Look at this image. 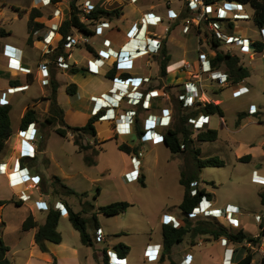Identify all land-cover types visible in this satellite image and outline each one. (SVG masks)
Wrapping results in <instances>:
<instances>
[{"label":"rangeland","instance_id":"rangeland-1","mask_svg":"<svg viewBox=\"0 0 264 264\" xmlns=\"http://www.w3.org/2000/svg\"><path fill=\"white\" fill-rule=\"evenodd\" d=\"M85 1L81 0L78 2L81 11ZM91 1L95 6L100 3V6L108 10L116 9L120 11L121 15L123 8L128 4L129 0ZM3 2L5 1L0 0V27H2L3 22H5V24H7L4 26L6 28L5 30L11 31V36L8 39H0V49L5 42H10L11 45H14L12 47L15 48H19V46L26 47V56H28L33 63L37 62L41 52L45 53L48 47L51 50L50 54L46 53V58L49 60V63L45 65L40 64L37 67V74L39 73L41 75V82L45 87V93L42 94L43 87L35 83L30 90L24 93L21 91V93H19L18 91V94L14 95L10 99V102L7 103H5V101H7V94L2 92L0 94V104L10 105L11 103L13 107L11 112L13 131L17 132V130H19V134L22 132L19 128L21 123L20 116L26 106H33L34 103L38 105V116L41 121L45 119L50 109V101L47 100V98L51 95V84L53 80L59 85L57 100L59 106L64 110L66 124L72 127L85 126L89 118L79 115L67 107L65 102L67 93L64 87L66 83L61 80L60 76L57 74L60 70H67L71 73L72 68L77 67L74 61H78L79 63L84 61V57L87 56V50L85 48V44H87V41H85L86 38L90 39L97 48H100L104 46V38L109 31L99 30L96 36L92 38L84 36L79 31H73L71 36L74 38L75 43L69 49H66L64 45V53L68 54V56L64 55L65 59H69L72 53L73 59L71 60L72 63L66 60L70 68L64 69L58 66L59 58L55 59L54 55L56 48H58L59 41L62 39L59 33L60 27L65 20L70 18V4L72 0H63L61 3L50 7L41 6V9L37 8L39 7V3H42L41 0H6L7 4ZM32 3L34 7L31 6ZM63 5L66 6L64 13L61 10ZM33 9H39L40 11L44 10V12H42L43 17L39 19V21L43 22L44 27L32 33L34 37L48 34L52 25H54L56 21L58 23V31L56 32L52 44L46 46L47 48L43 46L41 50L30 46L28 47L29 16ZM247 9L249 12L253 11L250 6H248ZM3 10L7 16L2 15ZM56 10H59L60 13L55 16ZM130 10L128 6L126 8V14H128V16ZM68 12L69 15L67 16ZM166 12L170 17L177 15L175 9L168 7L166 8ZM18 14L20 17L15 18ZM56 18H58V20ZM177 22L178 21H176V23ZM96 25L97 24H92L91 28L95 29ZM235 26L238 31L242 30L241 32L246 40L264 44V28L258 27L253 20L237 22ZM177 27L178 30L182 29L181 24H178ZM194 30L197 31L196 29ZM201 36L205 37V31L202 32ZM171 37L175 38L176 42L179 41L184 49L190 51V57H198L196 52L197 39L194 35L188 36L187 39H179L175 37V33L172 32ZM122 38L123 34L116 37V39L120 40ZM233 49V53L240 58V63L251 71V77L245 83L250 90L245 94H241L238 89L239 83L234 84L232 80H230L231 82L225 87L216 83L218 87L223 88L222 91L221 89L218 91L216 101L220 103L226 114V121L224 122L219 117L212 118L211 126L217 127L219 130V139L215 142L200 143L195 138L189 150L182 154H173L166 147L165 140L154 145L156 149H151V145L147 140L144 142L140 140L139 142L141 145L139 147H143H141L142 155L140 159L143 164V173H145L146 176L145 186L141 184V180L134 183H124L121 173L126 165V158L114 148L113 144L106 148L108 152L105 157L106 160H99L98 155L96 164L89 165L85 159V153L75 151L74 141L70 142L67 139V137L72 134L64 138L56 133V128H62L63 125L58 124L56 128L49 127L45 129L43 141L39 139L40 130L38 131L39 126L37 127V138L36 141H34L35 147H30V144H26V150L21 154L19 153V157L20 161L23 156H35L37 159L38 154L46 150L45 156L39 155L41 159L45 158L43 160L44 165L40 167V171L41 173H48L51 180L46 183L44 182V184L42 183L43 185L40 184V187L44 192L50 195L52 204L57 200H66L76 212L83 213L86 217L92 216L100 207L115 202L127 201L131 204L128 211L121 215L110 217L104 214H98L100 231L104 236V241L99 239L98 231L89 225L88 232L94 239V245L91 247L84 246L81 243L80 234L71 224L68 211L66 209L62 210L59 231L63 236L64 246L56 248L61 256H68L69 259L65 258V261L58 262L54 256L57 264H98L102 260L101 254L104 250L109 252L114 251V247L120 243L130 247V253L126 264H169V260L163 263L160 262L163 253L162 224L167 223L168 220L171 221V219L175 217L172 215L181 214L179 206L184 197V187L181 185L180 179L183 173L188 175L199 172V186L208 189L214 194V199L217 203L213 207H224L226 209L229 203L239 205L242 209V211H240V216L244 221V229H248L247 232L252 236H255L253 233L257 231L258 235L260 234L261 224L264 228V204L262 202L264 181L255 180L253 172L258 171L261 175H264V64L262 66L261 54H256V59L250 61V55L240 52V47L235 46ZM9 50V52H16L13 48H9ZM202 51L205 52L204 49H202ZM224 52H228V49L224 48ZM182 58V54L178 55V53L174 52L173 61L169 70H174L179 64V59ZM120 64H124L123 61H121ZM17 79L15 78V80ZM97 82L96 80L92 81L88 89L91 91L96 90V86L98 85ZM242 83L243 81L240 82V84ZM68 86L69 85H67V87ZM199 109L197 105L192 108H184L182 105L180 113L181 116H183L189 113L192 114ZM251 109H255L257 112L253 114L251 113ZM176 110L178 111L177 108ZM188 125L187 123V128ZM208 128L209 127L206 125L204 130ZM98 129L103 133L100 135L101 137H107L110 133L106 134L103 132V130L106 129L100 124L98 125ZM188 129L194 132V134H198L200 131L194 130L193 127L192 129ZM195 131L198 132L195 133ZM118 142L119 148V145L124 142H121V138L118 139ZM96 148L101 152L100 145ZM197 150L200 151L199 157L201 159L218 157L225 162V166L206 167L199 171L195 160ZM248 155L251 157L249 160L241 161ZM108 166H110V168H107ZM67 175H70L72 179L65 180ZM3 178V176H0V182ZM55 178L61 180V183H56V186L54 183ZM62 184L74 190L76 194L67 193L66 189H63ZM0 187L1 197L10 193L6 187ZM54 188H56L60 194H56ZM22 189H24V187L16 188L14 191H20ZM36 191L37 190L32 189L33 194L37 193ZM84 193L87 194L86 197L82 195ZM31 203L30 201L25 205H30ZM203 205L205 206L207 203L204 202ZM25 213V207H16L13 204L7 207L3 213L4 225H6V228L2 225L3 221L1 222L0 220V233H2L3 228L6 229L3 233L4 240L9 245H12L14 249L18 250L16 252L12 251L9 254L8 257L11 264H24L23 261L29 255V249L27 248L28 244L25 242L22 246L19 242H15L14 239L16 236L18 237L22 231L21 221ZM220 214H222V212L217 213V215L214 214L209 216L208 214L205 215L195 212L192 215V220L196 222L207 218L214 219V221L228 228L236 230L241 229L239 227V221L236 226L230 225L227 218L223 215L220 216ZM38 217L43 219L41 216ZM183 217L184 216H182V219ZM259 218H261L260 222ZM202 238L198 239V244L196 246H192L190 237L187 236L185 242L180 244L173 253V256H171L172 259L177 264H216V260H210L213 258L212 256H210V259L208 258V253L214 255V251L210 252V250L214 248L215 243L210 244L208 241L212 239L208 240L206 238L207 240H203ZM233 244L230 245L232 246L231 254L228 249L225 250L224 260L226 262H223V264H227V261H230V264H235L233 261L236 252L239 250V245ZM249 248L250 249L246 251L245 246L242 248V252H245L244 254L250 252L254 255V263L252 262V264H262V258L264 256V237L261 246L250 245ZM71 249H77V256ZM54 259L53 262L49 264H56ZM33 264L47 263H41L35 259Z\"/></svg>","mask_w":264,"mask_h":264},{"label":"crops","instance_id":"crops-1","mask_svg":"<svg viewBox=\"0 0 264 264\" xmlns=\"http://www.w3.org/2000/svg\"><path fill=\"white\" fill-rule=\"evenodd\" d=\"M4 1L5 2H3V3L7 4L6 0H4ZM180 1H181V3H180ZM167 2H168V0H137V1L129 0L128 4L123 8L122 14L120 17L116 18L115 20H111V21L102 20V21L109 22V28L104 27L105 29H102V30H106L107 32L109 31L105 36L107 39L111 40L112 50L120 52V50L123 49V51H127V52L131 53L130 54L131 61L126 60L124 64L118 65L119 72H121V73L127 72L131 76V78L128 79L129 84L142 85L139 89L133 88V87H131L129 89L126 88L127 90L124 93H126V92L131 93V92H136V91L143 92L145 94L144 95L145 99H146L145 101H150L151 108H149V110L143 109L141 106H134L133 104H131V102L128 100V98H125L124 96H122L123 94H121V93L119 95L111 94V90L114 86L113 80H115V79L109 78L108 73L116 64V60L114 58H110V59L105 58L103 55L107 54V52H106L107 48L105 46L97 48V46L94 43H92L90 41V39H87V44L92 46L95 54H92L89 51H87V56L84 57V61L82 63H79L78 61H74V63H76L75 65L78 68H81V69L85 68V70H81L77 74H72L67 70H64V71L60 70V71H58L59 73L57 74L58 76H60V79L66 83V84H64L66 93H67V89H66L67 85H70V84H76L77 85V87H78L77 93H75L73 95L67 93L65 102H66L67 107L70 110L74 111L75 113H77L79 115L87 116L90 119L93 116L92 110L94 107V103H93L92 99L93 98L101 99L103 95L107 96V98L109 99V100L108 99L107 100L112 105L108 104L111 106V109H109V111L107 113V119L100 120L97 123V131H98L97 139L99 140L98 145H100V147H101V149H100L101 152L99 154V160H102V159L106 160L105 157H106V154L108 153L106 151V148H108L111 144H113L114 148L126 158V165L123 169V172L121 173V176L123 177L124 183H131V181L128 178V174L130 171H132L134 169L133 162H132L133 155L130 156V155L122 152L121 150H119L118 139L121 138V142H129L128 144L131 145L132 147H135V146L139 147L141 144L139 142V139H137V137H136V130L139 129L143 135L144 134V128L147 125H149V123H147V119H149L150 117L154 120H158L160 118L161 121H163V117H167V116L171 117V124L169 127L166 128V127L160 126L159 128H157V131L159 133H161L162 135H164L170 129L171 130L172 129H178L180 127L179 114H178V111L176 110L173 102L178 101V97L186 92V86L188 84L193 83V82L197 83V79L194 78L193 76H199L198 79L201 78L202 81L204 82L203 91L200 93L201 101L198 103L197 106L200 108L201 107L200 105H205L208 103H214V104H217L221 107L220 103L218 101H216V96H217L218 91L220 89L222 91L223 88L218 87V85L215 82H212L210 79H208L207 74H201V72H200L199 51H198L199 46H200V40H199L200 37L198 35L199 32L197 33V31L193 30L189 34H184L182 32V30H178L177 26H178V24H182L181 19L184 16L185 11H186L184 1L183 0H171V4L169 6L167 5ZM31 6L34 7V4L32 3ZM128 6L131 9L129 16H128V14H126V8ZM56 7H58V6H56ZM167 7L171 8V9H175V11L177 12V15L170 17L169 14L166 12ZM61 10L64 13V11L66 10V6L63 5L61 7ZM42 12H44V10H42ZM250 13H254V11H252V12L250 11ZM146 14H150V15H153L156 17H160L161 20L163 21V23L158 24L156 26L148 25V23L145 20ZM2 15H5L4 10L2 12ZM68 15H69V12H68L67 16ZM5 16H7V15H5ZM24 16H27V15H24ZM177 16H180L181 19L178 20V22L176 23L177 19H173V18L177 17ZM18 17H20L19 14L17 16H15V18H18ZM21 17H23V16H21ZM5 25H7V24H5V22H3L2 27L4 29H6L4 27ZM169 25H172L173 28H172V31L170 33H167L166 27H168ZM137 27H138V31H139V36L135 37V34L134 35H132V34L135 31L134 29ZM113 28L116 30H114ZM46 30H47V28H46ZM241 31L242 30L238 31V29L236 27L234 33H235V35L244 38V35ZM8 32H11V31L8 30ZM172 32H174L175 37H177L179 39H181V38L187 39L188 36L194 35L197 39L196 52H197L198 57L197 58H194L193 56L190 57L189 56L190 51L187 49H184L179 41L176 42L175 38L171 37ZM121 34H123V38L121 40L116 39V37L120 36ZM46 35L47 34H44L42 36H36V37H34L32 35V43L28 42V47L30 46L32 48L41 50V48L44 46L43 39L46 37ZM10 36L5 37V38H1V39L2 40L8 39ZM29 36H30V33H29ZM150 38H153V39L160 41V43L162 44V47L165 46L167 51H168V54L171 56V61L167 67V74L165 76H162L160 73V65H159L160 53L159 54H147V55H145V54L136 55V53H134L139 46H145V44L147 43V40ZM201 39L204 42L206 41L205 37H202ZM5 45L9 46L11 48H15V47H12L14 45H11L10 42H5L2 46V48L0 49V72H1L0 94H1V92L7 94V101H5V103L10 102V99L14 95L18 94V93L10 94L8 92V90L12 87H27L26 88L27 90L24 89L23 91H21L22 93H24V92L30 90L33 84L38 83L40 86L43 87L42 94L45 93V87L41 82V75L39 73H38L39 75L37 74V67L40 64L45 65V64L49 63V60L46 58V54L41 52L40 53L41 55L39 56L37 62L33 63L30 61L28 56H26V50H27L26 47L25 48L21 47V46H19V48L16 47L15 49H19L21 52L20 55L23 56V60L21 63V67H23V70H17L15 68H12L11 66H9V63H10L9 59L6 56H4V52L6 50ZM224 48H225L224 46L221 47L222 50H224ZM202 49L205 50V53L208 56H210V55L215 56V54H216V52L214 51V49H212V46L210 45L209 42L204 43ZM140 50H143V47H141ZM174 52L178 53V55L182 54L183 58L179 59L180 60L179 64L175 67L174 70L170 71L169 67L172 64ZM9 53L15 54V52H9ZM257 54L263 55L264 51L258 52ZM246 55H248V54H246ZM94 57H102L104 60H106V61H104V65L102 67H100L99 74L90 73L89 69H88V62L92 61ZM256 57H257L256 55H254L253 57L250 56L249 57L250 61H254L256 59ZM210 58H212V57H210ZM72 59H73V53L71 54V57L67 60L69 63H72L71 62ZM263 64L264 63L262 60V66H263ZM186 66H189V67L186 68ZM217 70H220L222 72H224V71L227 72V69L224 66L220 67ZM250 73H251V71H250ZM119 74L120 73H118V75ZM15 78L16 79L18 78V79L15 80ZM249 78L244 80L242 84L239 83L238 89L244 88V87L249 89V87L247 85H245L246 81ZM145 79H147V81H145ZM95 80L98 81L97 82L98 85L96 86V90L91 91L88 89V86L92 81H95ZM14 81H18V83L11 84V82H14ZM152 91H158L159 96L151 98V99L149 97H146ZM21 92H19V93H21ZM109 94H111V96H109ZM178 103H180V102L178 101ZM10 105H11V103H10ZM181 105H183V103H181ZM29 107H34L37 110V112L39 113L38 105H36L34 103L33 106H31V105L26 106L23 109L21 116H20L21 119ZM184 108H186V107H184ZM12 110H13V107H12ZM12 110H11V112H12ZM129 111H136L137 112V116L135 117V126H133V134H131L129 136L128 135L118 136V134L116 132L115 122L111 121V119L113 118V116L118 118L120 115L127 114ZM223 111H224V109H223ZM104 112H106V110ZM224 114H225V111H224ZM10 115H11V113H10ZM201 115H203V114L200 113L199 116H201ZM199 116L193 117V119H197ZM204 116H207V115H204ZM209 116H210V124L207 125L209 127L208 129L217 130L218 131V139H219V135H220L219 130L217 129V127L211 126L212 118L213 117H219L224 122V121H226L225 116L224 117H220L219 115H209ZM167 120L168 119L166 118V121ZM11 121H12V119H11ZM40 121H41V119H40ZM65 121H66V119H65ZM34 124H36V123H34ZM99 124L106 129V130H103V132H105L106 134L110 132L108 134L109 137H108V135H107V137H101L100 136L103 133L101 130L98 129ZM225 125H226V123H225ZM38 126H39L38 131L40 130L39 139H41V141H43L45 128L42 129L40 127L39 123H37L36 128ZM81 126H83V125H81ZM19 128H20V126H19ZM188 128L192 129V126L188 125ZM18 131L19 130H17V132H15L12 129V136L10 137L9 141L7 142V148L5 149L4 152L0 153V164H4V165L6 164V166H7V174L3 175L0 173V176L4 177L3 180L0 182V186L6 187L10 192L9 194H7L3 197L0 196V200H14L15 202H19L20 204H22V206H17L15 203H12V204L5 206L4 208L0 207V217H1L0 220H1V222L4 221L3 213L7 207H9L13 204L16 207H25L26 213L23 216L22 221H21V228H22L23 222L29 213H32L35 217V220L38 222V224L42 225L45 223L47 213L51 207L55 206L56 203H62L64 206H66V204L69 205V203L66 200H57L54 204H52L50 201V195L48 193L44 192L43 189L40 187L41 186L40 184H42V183L44 184V182L46 183V182L51 180L50 176H48V173L47 174L41 173V171H40V167L44 165L43 160L45 159V158L41 159L40 156L41 155L45 156L46 150L41 151L38 154L37 159L34 163H31V162H28L25 164L21 163L19 153L21 154L22 152H24L26 150L25 146H26V144L28 145V143L24 142V134L22 132H20V134H19ZM52 131H54V130H52ZM196 132H198V131H195V133ZM196 135H197V133L193 135V139L196 138L195 137ZM67 139L70 142L71 141L73 142L72 135H69L67 137ZM85 142H87V143L89 142L90 144L93 145L95 140L93 138H87L85 140ZM149 143L151 145L150 146L151 149H156V147L154 145H156L158 143L155 144L151 141H149ZM200 143H204V142H200ZM46 144H47V142L45 143V149H46ZM73 144H74V142H73ZM98 145H96V147ZM74 147H75V151L79 152L78 147L75 144H74ZM141 147H139V152L142 150ZM180 154H182V153H180ZM48 165H49V163H48ZM107 168H110V166H108ZM20 169H27L26 173L27 172L30 173V177L27 179L28 184L26 186L12 187L10 185V182H9L8 174L16 172ZM143 171H144V169H143V164H142V166H141V177H142V175L145 176V173H143ZM261 176L264 177V175H261ZM70 179H72V177H70V175H67L65 177V180H70ZM52 180H53V178H52ZM145 180H146V176H145ZM34 184L38 185V188L35 189V190H37L36 191L37 193L33 194L32 190L28 191L29 193L27 192V194H32V196H31V200H29L27 202L31 201L32 203L30 205H25L27 202L24 203L22 201H19L18 193L22 190H26L27 187L32 186ZM145 184H146V181H145ZM19 187H24V189H22L20 191H14L16 188H19ZM209 192H211V191H209ZM211 193H213V192H211ZM210 202L212 203L213 206H215V204L217 203L215 201L214 197ZM205 203H207V205H205V206H209V203L207 201H205ZM228 205L237 211V214L234 215V218H236L239 221V225H240L239 227L241 229H244V225H243L244 221L241 219V216H240V211H242L241 207L237 204H232V203H229ZM213 209L220 210V212L225 210L224 207H215V208L213 207ZM38 216H41L43 219H41ZM172 216H175L174 218L178 221L183 220L182 219V216H183L182 213L181 214L179 213V215H172ZM260 219H259V222L261 221ZM4 224H5V222H4ZM4 226L6 228V225H4ZM5 228H3V230H2V238L3 239H4L3 233L6 230ZM244 230L247 232L248 229L247 230L244 229ZM36 232H37V229H33V230H29V231H23V229H22L19 236L18 237L16 236L14 238L15 242H19V244H21L22 246L24 245L25 242L28 244L27 248L29 249V255L23 261L24 264H33L35 259L41 263L43 262V263L49 264V263L53 262L54 256L56 257L58 262L65 261L64 260L65 258L69 259L68 256H61L58 253L59 251L56 248V247L64 246V242H62L61 244L48 243L49 251L48 252H42L35 242ZM253 234H255V236H257L258 231L256 233H253ZM206 238L208 240L212 239L209 237H206ZM206 238H202V239L204 240ZM224 239L225 238H222L220 240H213L212 239V240L208 241L210 244L215 243L214 248L212 250H210V252L214 251V255L211 253H208L209 254L208 258L210 259V256H212L213 258L210 260H216L215 261L216 264H223V262H226L224 260V254H225L226 249L229 250L230 254L232 251V248H231L232 246H230V245L233 243L230 244V242L227 241L226 244H225V242L222 244V240H224ZM197 242H198V240H197ZM5 243L7 245H9L6 241H5ZM233 245H235V244H233ZM238 245H239V247H238L239 250L236 252L235 259L233 261V263H235V264H238L242 259L245 258L246 254H244L245 252H242V248H244L245 246H246V248L250 247V244H247V243L238 244ZM9 246L11 248V251L9 252V254L12 251L13 252L18 251L17 249H14L12 245H9ZM179 246L180 245H176L173 247L171 256H173V253L175 252V250ZM71 250L77 256V252H78L77 249H71ZM9 254H8V256H9ZM128 256H127V259H128ZM253 263H254V261H253ZM227 264H230V261H227Z\"/></svg>","mask_w":264,"mask_h":264},{"label":"trees","instance_id":"trees-1","mask_svg":"<svg viewBox=\"0 0 264 264\" xmlns=\"http://www.w3.org/2000/svg\"><path fill=\"white\" fill-rule=\"evenodd\" d=\"M63 0H52L54 5L61 3ZM81 0H72L70 4L71 12L70 18L65 20L59 30V33L62 36V39L59 41L58 48H56L55 59H58L61 55L68 56L64 53V45L67 43V38L72 35L73 31H79L81 34L87 37L96 36V32L91 28L92 24H96L101 20H113L120 17V11L116 9L108 10L98 3L94 10L89 14L82 12L79 8L78 2ZM85 1V0H84ZM224 1V0H217ZM231 2H241L243 4H248L254 9L253 21L260 27L264 28V0H225ZM188 15L187 11L183 17ZM85 16V20H84ZM43 17L42 11L39 9H33L29 16V39L28 42L32 43V33L40 30L44 27V24L39 21ZM87 21V22H86ZM233 27V24H231ZM11 35V32L6 31L3 27H0V39L5 38ZM210 44L212 49L216 51V56L212 61L213 67L219 69L220 67H226L227 73L231 76V80L234 84H238L251 76L250 70L243 66L240 63V58L234 53L224 52L221 49L222 43L216 39H210ZM257 52L264 51V44L257 42L254 44ZM85 48L92 54H95L94 49L89 44H85ZM171 61V56L168 54V51L165 46L162 47L159 55V65L160 73L162 76L167 74V67ZM85 68L74 67L71 70L72 74H77ZM118 73H120L118 75ZM109 78L111 79H120L128 80L131 76L127 72H119L118 65L115 64L114 67L108 73ZM1 77V72H0ZM18 83V81L11 82V84ZM58 83L53 80L51 84V95L47 98L50 101V109L48 115L43 121H40L38 112L34 107H29L25 112L24 116L21 119L20 130L26 131L29 125L33 123H39L41 128H56L58 124L63 125L61 128H56V133L60 136L66 138L69 134H72L74 144L78 147L79 152L85 153V159L89 165L96 164V158L99 155V150L96 148V145L99 144L97 139V123L100 121L102 114L97 116H92L87 124L82 127H72L66 124L64 110L59 106L57 100L58 94ZM78 87L76 84H70L67 87L68 94L77 93ZM179 101V99H178ZM173 102L175 108L178 109L180 127L178 129H170L164 134V140L166 146L173 154L184 153L189 150V147L194 143L193 134L191 130L187 128V123L190 118L199 116L200 113L203 115H219L224 117L223 109L214 103H208L205 105H200V109L192 114H186L181 116V101ZM179 104V105H178ZM11 110L12 106L8 104H0V153L4 152L7 148V142L12 136V121H11ZM142 132L138 129L136 130V137L140 139ZM87 138H93L95 140L94 144L85 142ZM218 139V131L214 129L200 130L196 135V140L198 142H215ZM134 141V140H133ZM119 149L132 156L139 152V147H132L128 143L124 142L119 145ZM196 166L199 171L206 167H223L225 162L218 157H210L201 159L199 157L200 151L196 152ZM251 157L248 155L246 158H243L241 161L249 160ZM36 157L24 156L21 158V163L25 164L28 162L34 163ZM141 184L145 186V176L140 178ZM56 183L60 184L61 180L55 178ZM181 185L184 187V197L179 208L181 210L183 217L182 225L179 228H175L171 223H163V253L160 259V262H165L169 260V264H176L172 259V250L176 245H180L185 242L187 236L190 237V242L192 246L198 244L197 240L202 237H209L213 240H220L222 238L227 239L229 242L234 244H243L247 243L251 246H261L262 239L264 237V228L261 224V232L258 236H252L244 229H231L228 228L214 219H204L193 222L192 215L196 208L199 207L200 203L204 198H207L208 201H211L214 197V194L209 192L206 188H201L199 185L200 177L199 172L192 174L183 173L180 179ZM63 189H66L67 193L76 194L74 190L62 184ZM56 194H60L59 191L54 188ZM196 190V194L193 195L192 192ZM87 196L86 193L82 194ZM262 202L264 204V194H262ZM15 203L17 206H22L19 202L14 200H0V207L4 208L5 206ZM131 204L127 201L115 202L107 206L100 207L95 213L86 217L83 213L76 212L70 205L66 204L65 208L69 214V220L73 225L74 229L79 232L81 243L85 246L91 247L94 245V239L88 232V226L91 225L97 231L100 230L98 214H104L106 216H117L124 214L128 211ZM62 212L57 210L55 206L51 207L47 213L46 221L44 224L40 225L35 220V217L32 213H29L26 219L23 222L22 229L23 231H29L37 229L35 234V242L38 245L39 249L42 252H48V243L61 244L63 242V236L59 231V223L61 220ZM4 225V221L2 222ZM249 248H246L248 251ZM11 251L9 245H7L2 238V233H0V264H11L8 254ZM114 251L118 254L120 258H127L130 253V247L120 243L114 247ZM254 260V255L250 252H247L244 259H242L238 264H252ZM57 264V261L55 260ZM98 264H109V258L107 250L103 251V259ZM262 264H264V256L262 258Z\"/></svg>","mask_w":264,"mask_h":264},{"label":"built area","instance_id":"built-area-1","mask_svg":"<svg viewBox=\"0 0 264 264\" xmlns=\"http://www.w3.org/2000/svg\"><path fill=\"white\" fill-rule=\"evenodd\" d=\"M137 1V0H135ZM185 3V10L187 11L188 15L181 19L180 16L174 17L173 19H177L176 21L181 19V25H182V32L184 34L191 33L192 30L196 29L197 32H199V40H200V46H199V62H200V72L201 74H207L208 79H210L212 82L217 83L218 85H221L223 87L228 86V84L231 82V76L226 73L222 72L220 70H217V68L213 67L212 61L214 60L215 56H208L204 51H202L204 43L209 42L210 39H216L222 43V46L228 49L229 53H233L234 47L238 46L241 48L242 53L248 54L251 57L256 55L258 52L255 48V42L246 40L243 37L235 35V28L237 22L242 21H250L253 19L254 13H250L247 9L248 4H243L241 2H231V1H217V0H183ZM42 3H39V9H41V6L43 7H50L55 6L52 3V0H41ZM171 4V0H168L167 5L169 6ZM95 5L92 4L91 0H86L84 3V7L82 8V11L86 14H89L92 10H94ZM251 7V6H250ZM252 8V7H251ZM253 9V8H252ZM254 11V9H253ZM60 11H55V16L59 15ZM58 20V18H56ZM85 20V16H84ZM145 20L150 26H156L158 24H162L163 21L160 17H156L150 14L145 15ZM96 28L94 29L96 34L99 30L109 28V22L107 21H101L96 23ZM233 24V27L231 26ZM173 26L169 25L166 28V32L170 33L172 31ZM132 35L135 34V37L139 36L138 27L134 29ZM58 31V23L55 22L54 25H52V28L50 32L46 35V37L43 39L44 46H50L52 44V41L56 35V32ZM205 31V38L206 41L203 43V40L201 39L202 32ZM104 46L107 48V54L103 55L105 58H114L116 60L117 65H121L120 62L123 61L125 63L126 60L131 61L130 52L120 50L113 51L112 50V42L110 39L104 38ZM87 41V38L85 39ZM75 43V40L72 36H69L67 38V43L65 44V48L69 49L72 47V45ZM211 45V44H210ZM140 47V48H139ZM137 50L134 52L136 55L141 54H159L162 49V44L160 41L150 38L147 40V43L145 46H139ZM141 47H143V50H140ZM9 46H6V50L4 52V56H6L9 59V66L12 68H15L17 70H23V67H21V63L23 60V56L20 55V50L13 48L16 52L9 53ZM124 48V47H123ZM215 51V50H214ZM51 50L49 47L47 48L45 54H50ZM216 52V51H215ZM133 54V53H132ZM70 56V55H69ZM144 56V55H143ZM212 57V58H210ZM69 58V57H68ZM64 55H61L58 59V66L64 69L70 68V65L67 63ZM262 60L264 63V54L262 55ZM104 59L102 57H94L92 61H89V72L94 74H99L100 67L104 65ZM189 66H186V68ZM197 79V83L193 82L186 86V92L178 97L179 101L183 102V106L187 108H192L201 101V95L200 93L203 91L204 88V82L202 79H198L199 76H193ZM147 81V79H145ZM114 86L111 90V94L119 95L120 93L123 94L125 98H128V100L133 104L134 106H141L143 109L149 110L151 108L150 101H145V94L143 92H126L127 89L133 87V88H140L142 85H132L128 83V80H120L115 79L113 80ZM27 87H12L8 90L10 94L17 93L18 91H23ZM127 88V89H126ZM249 91L248 88H240L239 92L241 94H245ZM109 94V96H111ZM121 96V97H122ZM159 93L158 91H152L150 92L146 97L154 98L158 97ZM107 96L103 95L101 99L93 98L92 101L94 103V107L92 110V115L97 116L99 114H102L99 120H105L107 119V113L109 109H111L112 105L108 100ZM110 104V105H108ZM109 106V107H108ZM106 110V112H104ZM257 110L251 109V113L255 114ZM137 116L136 111H129L127 114L120 115L118 118L113 116L111 121L115 122L116 132L118 136L121 135H131L133 134V126H135V117ZM166 118L168 119L166 121ZM147 125L144 128V134L141 136L139 141H151L153 143H159L164 140V135L159 133L157 131V128L160 126L162 127H169L171 124V117H163V121L160 120H154L151 117L147 119ZM188 124L191 125L194 130H201L204 129L206 125L210 124V116H204L201 115L197 119L190 118L188 120ZM24 134V142L30 144V147L34 146L37 138V128L36 124L29 125L28 129L26 131H22ZM141 152H138L137 154H134L132 157V162L134 169L129 172L128 178L131 182H136L140 180L141 178V166L142 161L140 159ZM24 157V156H23ZM34 157V156H32ZM27 169H20L16 172L8 174L9 182L12 187H18V186H26L28 183L27 179L30 177V173H26ZM0 173L3 175L7 174V166L6 164H0ZM253 177L255 180L264 181L263 176L259 174L258 171L253 172ZM38 188V185L34 184L32 186H29L26 188V190H22L18 193V199L22 202H27L31 200V194H27L28 191L32 189ZM193 195L196 194V190L192 192ZM207 201L209 203V206H204L203 203ZM213 205L211 202H209L206 198L203 199V201L200 203L199 207L195 209V212H199L205 215L212 216L214 214L217 215V213L220 212V210L212 209ZM55 208L57 210H65V206L62 203H56ZM217 211V212H216ZM222 215L227 218L230 225L236 226L238 224V220L234 218V215L237 214V211L232 208L231 206H228L224 211H221ZM220 214V216H222ZM260 219V218H259ZM167 223H171L175 228H179L182 225L181 221L176 220L175 218L171 219V221H167ZM98 237L100 240L104 241V236L102 235L101 231L98 230ZM227 239L223 240V243L227 242ZM108 258H109V264H126L127 258H120L118 254L115 251H107ZM101 259H103V253L101 254Z\"/></svg>","mask_w":264,"mask_h":264},{"label":"bare ground","instance_id":"bare-ground-1","mask_svg":"<svg viewBox=\"0 0 264 264\" xmlns=\"http://www.w3.org/2000/svg\"><path fill=\"white\" fill-rule=\"evenodd\" d=\"M222 215V214H221Z\"/></svg>","mask_w":264,"mask_h":264},{"label":"clouds","instance_id":"clouds-1","mask_svg":"<svg viewBox=\"0 0 264 264\" xmlns=\"http://www.w3.org/2000/svg\"><path fill=\"white\" fill-rule=\"evenodd\" d=\"M207 199V198H206Z\"/></svg>","mask_w":264,"mask_h":264},{"label":"water","instance_id":"water-1","mask_svg":"<svg viewBox=\"0 0 264 264\" xmlns=\"http://www.w3.org/2000/svg\"><path fill=\"white\" fill-rule=\"evenodd\" d=\"M166 144V143H165Z\"/></svg>","mask_w":264,"mask_h":264}]
</instances>
